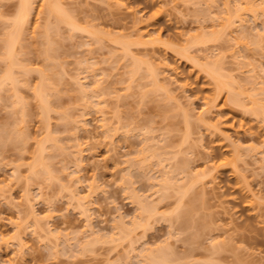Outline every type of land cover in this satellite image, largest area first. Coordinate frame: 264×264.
I'll use <instances>...</instances> for the list:
<instances>
[{
    "label": "rangeland",
    "instance_id": "rangeland-1",
    "mask_svg": "<svg viewBox=\"0 0 264 264\" xmlns=\"http://www.w3.org/2000/svg\"><path fill=\"white\" fill-rule=\"evenodd\" d=\"M121 1L126 8H107L97 0H65L79 26L101 37L97 43L80 31L69 32L66 25L59 24L57 32L56 25L55 31L46 27L48 34L53 30L49 39L55 49L49 47L46 57L41 15L37 21L42 23L31 32L35 14L16 47V58L32 70L20 75L27 83L22 79L17 90L25 115L23 109L18 111L20 103L15 107L7 98L11 86L0 92V264H145L138 252L164 247L174 253L168 264H264V122L245 112L257 107L241 94L259 93L256 98L264 104V9L258 8L255 18L244 15L243 26L224 29V3L228 1L232 10V0ZM18 4L0 0V47ZM136 31L159 35L162 44L178 50L188 47L198 62L215 63L247 89L234 86L232 97L238 101L232 103L230 89L214 91V84L192 61L163 45L153 52L150 45L127 38ZM111 40L129 42L131 53L142 61L133 81L129 60L120 59L122 52ZM1 48L2 76L6 66ZM163 61L173 70L159 63ZM148 64L159 68V82L180 102V109L143 78ZM38 72L51 76L45 87L51 93L47 91L46 114L33 93L40 82ZM254 77L262 84L251 90L248 81ZM95 79L102 91L98 99L104 103L97 106V98H91L87 105L76 82L88 87ZM56 86L58 91L53 90ZM215 95L209 123L217 117L222 135L196 122L205 101ZM98 107L114 131L99 127ZM182 111L188 113L187 121ZM72 120L81 126L77 135ZM13 129L19 139L11 141L6 133ZM225 134L228 140H223ZM76 142L78 150L73 148ZM224 159L235 170L222 166L212 183L208 177L195 183L186 177ZM37 160L49 163L55 177L31 174ZM185 169L190 171L185 174ZM73 174L80 177L77 184L69 179ZM164 178L169 188L160 186ZM63 186L83 199L85 212ZM250 192L262 200L253 201ZM137 198L157 210L145 232L131 228L140 214L147 216L139 213ZM120 221L121 230L115 228ZM129 228L134 229L131 237L126 235Z\"/></svg>",
    "mask_w": 264,
    "mask_h": 264
},
{
    "label": "bare ground",
    "instance_id": "bare-ground-1",
    "mask_svg": "<svg viewBox=\"0 0 264 264\" xmlns=\"http://www.w3.org/2000/svg\"><path fill=\"white\" fill-rule=\"evenodd\" d=\"M85 1H87V0H85ZM232 1L235 4L232 10L230 9L228 1L226 3H224V9H225L226 14H227V17H225L223 19V22H222V25H223L224 29H232L236 25L237 26L238 25L243 26L242 23L244 22V15H251L253 18H255V16H256L255 11H257L258 8L264 9V0H232ZM97 2H99L100 4L105 5L107 8H110V7L114 6L115 8L120 9L121 7L122 8L125 7L124 6L125 4L121 0H97ZM256 2H258V3L256 4ZM65 3H66L65 0L64 1L63 0H19V4H18V7H17V9L15 11L14 17L12 18L11 23L8 24L7 28H5V30H4V34L5 35L2 38V40H3L2 44H1L2 48L1 47L0 48L3 51L2 55L4 57L3 61H4L5 66H6V70L4 69L5 70L4 73L2 72V76L0 75L1 76L0 77V92L3 91L5 89V87H7V85L11 86V89H10L11 93L9 92L7 98H9V96H10L11 103H13L12 105H14L15 107L17 106L16 104H18V103L23 104L21 98L18 97V95H17L18 86L27 83L26 79L24 80V78H22V77H25V76L21 77L20 75H25L27 73L29 74V71L32 70V68H30V70H29V67H27L28 65H26V64H25L26 65V68H25V66L22 65L23 61H20L19 58H16V55H17L16 54L17 53L16 47L21 45V43H20V42H22L21 38H23V36H24L23 34L28 31L27 28L32 26V19L33 20L36 19V21H37V19L39 20L40 19L39 15H41V19H43L42 22L44 24L42 25V28L44 27L43 29H44L45 32H43V30H42V34H43L42 35V37H43L42 43L44 45L47 44V48H45L46 46H44V49H46V57H50L49 52L51 50H55V49H52L53 48V46L51 45L52 42L50 44V40L51 39H49L50 32L51 31L53 32V30L55 31V28H54L55 25H56V29H57L58 26L59 27L61 26L59 24H62L64 26L66 25L65 27L68 28L69 32L71 31V32L75 33V32L80 31V32H82L81 34H85L88 37L87 40L91 41L93 39L94 42H96V43L101 40L100 39L101 37H99V35L97 33H95L94 31L89 30L87 28H81L79 26V24L77 22V19H75L74 17H72L68 13L67 9L65 8V6H66ZM36 5H37V7H36ZM35 9H36V11L37 10L38 11L35 12ZM35 14L38 17H36L34 19ZM36 21H34L33 27H31V29H33V30H31V32H34L35 28L37 26H39V24L42 23V22L38 23L39 21H37V22ZM27 26H29V27H27ZM52 26H54V27H52ZM46 27L50 28V29L52 27L53 30L49 31V34H48V32H46V30H49V29H47ZM25 30H27V31H25ZM29 30H30V28H29ZM199 30L202 31V28L199 29ZM57 31H58V29L56 30V32ZM107 34H110V32H108ZM133 34H134V36H133ZM133 34H128V35L126 34L127 38H129V39L134 38V41L136 42V44H139V45H146V46L150 45L151 46V48H150L151 51H153L154 48L156 50H158L157 48L159 46L163 45L161 48L166 49V50L170 49L171 52H173L174 54H176L180 58H185L188 61H192L191 62L193 64L192 66L196 67L197 70L201 74H203V75L205 74L204 76L209 78V80L214 84L213 87H215L214 91H216V92H221L220 90H222L225 87H227L230 90L228 91L226 88L225 89L227 90L228 93H230L231 96L229 95V97H232L233 92H231V91H233V87L234 86L237 87V88L242 89L243 91H245L247 89L242 84H237L236 82H234V80H230V79H232L231 73L230 74L227 73L229 71H226L224 68H222L220 66H217L215 63L206 62V63L202 64V63L198 62L196 58H193L192 56H190L189 51H188V47L187 48H183L181 50L180 49L178 50L177 48L166 46V45L161 43L159 35L153 36V35H150L147 32H144V31H142V32L136 31V33H133ZM45 37H46V40H45ZM44 41L46 43H44ZM111 41L114 42V44L116 43L117 46H119V50H120V52H122L121 56H120V59L123 58L125 60H129L130 63L128 62L129 63L128 64L129 65L128 66L129 67L128 68V73H129L130 78L133 81V79L136 78V75L137 76L140 75L139 71L141 69L140 65H142V61L140 59L138 60L137 57H135V55L131 53L130 48H129V46H130L129 42H127V43L126 42H117L115 40H111ZM50 45L52 46V48H51ZM49 47L51 48V50L49 49ZM156 50H154V51H156ZM20 62H22V63H20ZM159 63L163 64L162 66L165 67L166 69L173 70L167 62L163 61V62H159ZM150 65L151 64H148V66L145 67L146 69L144 68L146 70L145 73H147L146 74L147 76L144 74L143 76H145V77H143V78H146V77L149 78L150 80H148V81L152 82L153 83L152 85L153 86L155 85L156 87L155 86L154 87L156 89H158V90L161 89V92L163 93V95L167 99V101L170 100L172 103L174 102L173 106L180 109L181 108L180 107V102L176 99L175 96H173V95L171 96V93L168 92V88L165 85H162L159 82V77H158V74H157V71H156L159 68H156L155 66L152 67V65L151 66ZM258 68H259L258 71L261 72L262 69L260 67H258ZM253 71H254V69H253ZM38 73H40L39 74L40 82L38 84V88L37 89L34 88L35 90H34L33 93L35 94V97H37V99L39 101V104H40L39 106H41L40 108H42L41 111L45 112L43 114H46L49 111V109H50L49 103H48V100H50V99H48L49 98L48 96H49L50 92L48 90H46L45 87H46L47 82H48V84L51 83V82H49V79L51 78V76L49 74L43 73V72H38ZM26 77L28 79V75H26ZM226 78L229 79V80H227ZM19 79H20V81H19ZM22 79H23V82H21ZM225 79L228 81V82H226L228 84H226V83L224 84V80ZM255 80H256V77H254V79L252 81H248V83L250 84V89L251 90H256V85L262 84L261 81H255ZM19 82H21L23 84L20 83V85H19ZM76 87L78 89V92L81 94V98L87 103V105H91V103L88 102L89 101L88 99H91V98L92 99L93 98H97V100H98L96 102L97 106L104 103V101L98 99L100 97V95H101L100 92H102V91H100L101 87H100L99 79H97V80L95 79L93 81L92 85H90L88 87L85 86V84L83 82H80L78 80L76 82ZM7 89H5V90H7ZM53 90L54 91L57 90V86ZM260 90L263 91V88H260ZM216 92H215V94H216ZM1 93H0V96H1L0 98H3ZM241 94L248 98V100L251 102L250 104H252L251 107H253V106L257 107V108H253V109L252 108L250 109V107H249L247 109L248 111L245 110V112H247V114H249V115L250 114H252L253 116L255 115L256 118L259 116L258 118L263 119V122H264V104H261V102H260L261 99L259 100V98H256V96L259 93H254L253 92L251 94H248V93L244 94V92H242ZM50 95H51V93H50ZM11 96H12V98H11ZM235 98L236 97L230 98L232 103H237L238 100L235 99ZM12 99H14L13 102H12ZM215 100H216V95H215V97L210 98V99L205 101V105L204 106H206V108H203L202 112L200 111L201 113L198 115V117H196L197 118L196 122H197V124L199 123L198 125H201V127L205 126L206 128L212 129L211 131H213L214 134H216V132H217V135H220L219 133L222 131L221 132V135H222V133L224 131L222 130V128L219 129V127H218L219 125L216 124V122L219 121L217 117H216V120L214 121L215 123L213 121L210 122L211 124L209 123V120L212 117V116L209 115V112H211L210 111L211 108H213L215 106V105L213 106V104L215 103ZM20 104H18L19 105V110L18 111L23 109L24 110V115H25V105L23 104V107H21ZM23 110H22V113H23ZM257 110H258V112H257ZM259 111H260L261 114H258ZM182 112H184V111H182ZM185 112L183 113V116H185V119H186L185 121H187L189 116L187 115L188 113L185 114ZM19 113L21 114V112H19ZM97 113L100 114L99 116L101 117V118L99 117V121L101 122V123L99 122L100 123L99 127L101 129H103L107 133H110V132L114 131L115 129L111 126L108 118L105 117V112L101 108L98 107L97 108ZM207 114L209 115L208 117H207ZM21 115H23V114H21ZM186 116H187V118H186ZM72 121L73 122H70V123H72V126H73L72 129L75 130V128H76V131L74 133V134H76V132L79 131L81 126L77 125L79 122H76L74 120H72ZM189 121L187 122V125L190 124ZM218 123L220 124V122H218ZM82 128L85 129V127H83V125H82ZM1 131H3V130H0V132ZM13 131H14V129H13ZM15 131L11 132V133L10 132L6 133L7 136H8V134L10 135V136H8L9 140L14 141L15 139H19V138H16L17 134H19V133L16 134ZM15 134H16V136H13ZM18 137H19V135H18ZM74 137H75V139H77L76 138L77 136L74 135ZM225 139L226 140L229 139V137H227L226 134L224 135V139L223 140H225ZM1 140H3V139L0 136V141ZM54 145H56V144H54ZM78 145L79 144L76 142L75 145L73 144L74 147L73 146L72 147L77 149L76 147L79 148V146H80V145L79 146ZM60 150L62 151L61 147H60ZM78 153H80V152H78ZM76 160L78 162H80L78 157L76 158ZM48 164L49 163H45V162H42L40 160H37L30 167V173L31 174L33 173V175H43V176H46L48 179H52L55 176L53 174V171H50L51 168H49L50 166ZM227 164L231 165V168L233 170H235L234 164H231L227 160L224 159V160H220L217 163L213 162L211 164H205L204 167L198 172H192L191 173L190 170H186L185 169L186 173L185 172L184 173L187 174L188 171H190L188 173L189 175H186V177L187 178L189 177L190 179L189 178L188 179L190 181L192 180V182H194V183L198 181L196 179H198V178H202V179L204 178L205 179L206 177L209 178V180H208L209 183H212L213 180L215 179L214 173L219 168H221L222 166H225ZM76 170L78 171V169H76ZM173 170L174 169H172L171 171L174 172ZM79 172H80V170L78 171V173ZM51 174H53V176ZM73 175L74 176L70 175L69 179H70L71 182L74 183V181H75V183L77 184L79 182V178L80 177L78 175H75V174H73ZM169 185L171 186L169 180L166 179V178H164L163 181L160 184V186L162 188H165V187L169 188ZM63 187L68 192L70 198L76 202V204L79 207V209H81V211L85 212L86 209H85V207L83 205V199L78 196L77 192H75L74 190H71L69 186H67V187L63 186ZM250 196L252 197L251 199L253 201L257 202V203H258V201L262 200V198L258 197L254 193H251ZM25 199H26L25 202L28 204L27 206L29 207V212H31L30 211V210H32V204L30 203L31 200H30L28 195H26ZM137 199L138 200H137L136 204H138V205H136V206L139 207V208H137L138 210H140L139 213L143 212L147 216H145V218L144 217L142 218L141 217L142 214H140L141 216L139 215L140 217H138L140 220L139 219H138V221H137V219L133 220L131 222V228L136 229V227H137V228L143 229V231L144 230L146 231L147 228L149 227L148 225L150 224L148 221L150 220V218H153V217L157 216V213H156L157 210H155L156 209L155 207H152L154 205L151 202H148L147 200H144V199H141V200L139 198H137ZM142 200H144V201H142ZM185 210H187V209H185ZM185 210H184V212H186ZM179 211L180 210H177V212H179ZM179 213H182V212H179ZM32 214H33V210H32ZM185 214H182V215L186 216ZM182 215L180 214L181 218L183 217ZM178 216H179V214L178 215L176 214L177 218H178ZM37 221L38 220L36 218H34V223L35 224H37ZM120 223H122V222L120 221V222L116 223V226H115L116 229H120V230L122 229L121 226H123V223L121 225H117V224H120ZM132 223H133V225H132ZM134 229H132V231ZM129 230H130V228L128 229V231H126V235H128L127 237H131V234H132V231H129ZM153 249H156V250H153ZM143 250H144V252L140 251L137 254H139V253L142 254L143 253L142 255L141 254H139V255L142 256L141 257V259H142L141 261L143 263H145V264H165V263L168 264L170 262L171 258H172V255L174 254L171 250H168L169 252H166L167 250H166L165 247L163 248V250L162 249L159 250V248H145ZM168 253H170V254H168ZM169 256H170V258H169Z\"/></svg>",
    "mask_w": 264,
    "mask_h": 264
}]
</instances>
